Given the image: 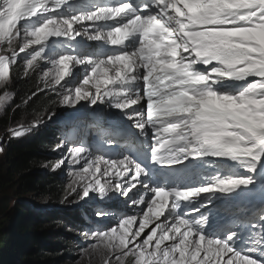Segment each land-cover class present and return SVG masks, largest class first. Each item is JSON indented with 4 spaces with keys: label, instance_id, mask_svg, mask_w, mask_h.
I'll list each match as a JSON object with an SVG mask.
<instances>
[{
    "label": "snow or ice",
    "instance_id": "snow-or-ice-1",
    "mask_svg": "<svg viewBox=\"0 0 264 264\" xmlns=\"http://www.w3.org/2000/svg\"><path fill=\"white\" fill-rule=\"evenodd\" d=\"M21 65L43 84L29 100L92 114L52 164L78 166L65 201L113 221L82 255L264 264V0H0V113Z\"/></svg>",
    "mask_w": 264,
    "mask_h": 264
},
{
    "label": "trees",
    "instance_id": "trees-1",
    "mask_svg": "<svg viewBox=\"0 0 264 264\" xmlns=\"http://www.w3.org/2000/svg\"><path fill=\"white\" fill-rule=\"evenodd\" d=\"M11 72L14 107L0 116L4 140V147L0 145V264H72L74 252L85 244L82 232L86 219L81 218V210L68 207L76 196L64 200L71 178L66 179L58 170L44 171L55 160L53 149L62 135L60 127L51 121L65 116L70 107L60 105L59 97L47 91L29 100L32 92L43 88L37 74L19 78L22 66H13ZM37 112L44 121L31 128L24 119ZM18 125L30 130L13 138L8 129ZM27 195L33 202L44 200L47 207L30 203ZM10 201L15 203L13 213L6 212Z\"/></svg>",
    "mask_w": 264,
    "mask_h": 264
},
{
    "label": "rangeland",
    "instance_id": "rangeland-1",
    "mask_svg": "<svg viewBox=\"0 0 264 264\" xmlns=\"http://www.w3.org/2000/svg\"><path fill=\"white\" fill-rule=\"evenodd\" d=\"M77 67H79V66H77ZM62 83H63V82H62ZM11 87L13 88L12 85H11ZM12 103H13V101L9 103V105L7 106L6 111H4L3 113L8 112V111H10V110L13 109L14 106H13ZM81 104H84V101H81ZM81 110H84V109H81L80 106L78 105V106L76 107L75 112L72 113V114H70L69 117H67V118H74V121H73V122L70 124V126L68 127L67 132H69L71 135H75V139H74V140H71V141H67V140H65L66 143H65L63 149H61V150H57V151H54V152H56V155L53 156L55 160L52 159V160L50 161V164H49L48 166H46V167L49 168V170H47V168H44V171H47V172H49V173H54V172L52 171V164H53L57 159H60L62 156H64V157L67 156L68 149H69L70 147H72L74 144H76L77 140H78V139L80 138V136L83 134L84 130H85V129L88 127V125L91 123V120H90V119H88V120H81V119H79V118L77 117V113H78L79 111H81ZM3 113H0V116H1ZM90 115L92 116L91 113H90ZM37 120L44 121V120L42 119V114H38V112H37L32 118H28V117H26V118L24 119V123H26L27 125H32V122H33V121H37ZM79 123H80V124H79ZM40 124H41V123H40ZM78 124H79V125H78ZM60 125H62V124H58L57 126H60ZM0 136H1V137H0V138H1V143H0V145H1L2 147H4V144H3V142H4V140H3V136H2V135H0ZM0 154H3V151H1ZM94 154H95V155H98L99 153H94ZM65 166H68V164L65 163V165L62 166L61 171H62V174H64V176L66 177V179H69L70 176H67V174H68V170H67V167H65ZM55 172H56V171H55ZM73 196H75V195H72L71 197H73ZM25 198H28L29 200H31V201L33 202V200L31 199L30 196L27 195ZM14 204H15V203H14ZM14 204H12L11 201H10V203H9V205H8V208L6 209V212L13 213V212H14V211H13ZM34 204H36L37 207H47V205H46V203H45L44 200H42V201H39V200L34 201ZM97 206H99V205H98V202L96 201V202H95V205L92 207V209H93L94 212L96 211ZM96 219H97L98 222H99L100 219H98L97 217H96ZM50 229H53V228H50ZM47 240H48V239H47ZM53 240H54V239H53ZM49 241H50V240H48V242H49ZM62 246L65 247V244H62ZM63 251H64V249L61 250V252H63ZM64 255H68L67 252H66ZM66 258H67V257H66ZM96 259H98V260H96ZM70 261H71V258H70ZM71 263H72V264H99V258H98V257H92L91 260H90L86 255H82V254H81V251H80V249H79L78 251H75V252H74V259L71 261Z\"/></svg>",
    "mask_w": 264,
    "mask_h": 264
},
{
    "label": "clouds",
    "instance_id": "clouds-1",
    "mask_svg": "<svg viewBox=\"0 0 264 264\" xmlns=\"http://www.w3.org/2000/svg\"><path fill=\"white\" fill-rule=\"evenodd\" d=\"M90 43H94V42H90ZM80 79L82 80V76L80 77ZM75 86H80V84H76ZM75 110L76 109H73L70 107V109H68L65 116L59 117V118L55 119L53 122L51 121V123H55L56 125L62 124V125L58 126V127H60L59 130L62 132L61 133L62 135H60V138H58V139H60L59 143H61L62 141H65V140L71 141V140L75 139V135H71L69 132H67L68 127L74 121V118H67V117H69L70 114L74 113ZM90 116H91L90 113L86 110H81L77 113V117L81 120H88ZM56 133H55V135H56V137H58V131ZM0 143H1V138H0ZM53 153L55 156L56 152H53ZM65 167H67V170H68L67 176H69V172L75 171L76 167H78V166L68 165ZM58 171H60V173L62 174L61 169H59ZM62 176L65 177L64 174H62ZM69 178H71V177H69ZM121 199H123V198H121ZM29 201H30V203H34L31 200H29ZM76 201H77V199H76ZM76 201H74L73 203H70L68 207L74 208L76 210H81L82 214H83L81 217L82 219H85V217H88L87 212H89V214H91V217H89V219L86 220V224L83 227L84 231H86L89 228L100 227V226H103L105 224H112L113 223V221L111 219L99 220V222H98V220L96 219L95 212L92 209V207L95 205V202H96L95 200H88L86 198L84 201H79V202H76ZM194 214L195 213H193V215Z\"/></svg>",
    "mask_w": 264,
    "mask_h": 264
}]
</instances>
